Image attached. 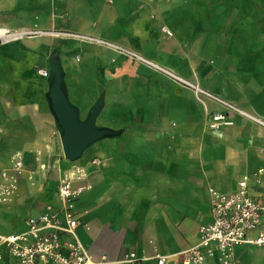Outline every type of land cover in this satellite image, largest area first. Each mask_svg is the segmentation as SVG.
Returning <instances> with one entry per match:
<instances>
[{
	"label": "crops",
	"instance_id": "crops-1",
	"mask_svg": "<svg viewBox=\"0 0 264 264\" xmlns=\"http://www.w3.org/2000/svg\"><path fill=\"white\" fill-rule=\"evenodd\" d=\"M0 28L69 33L0 41V167L16 156L24 164L0 216L25 201L22 226L0 235L23 231L55 202L58 179L74 166L90 186L74 204L75 232L101 264H128L127 252L140 264H158L156 255L181 264L178 253L211 221L210 191L231 193L244 177L264 205V124L232 113L231 124L210 130L220 104L123 54L264 123V0H0ZM51 64L80 119L98 105L96 125L111 131L74 162L51 112ZM233 255L234 264H264V246L240 244ZM206 264H221L217 251Z\"/></svg>",
	"mask_w": 264,
	"mask_h": 264
},
{
	"label": "built area",
	"instance_id": "built-area-1",
	"mask_svg": "<svg viewBox=\"0 0 264 264\" xmlns=\"http://www.w3.org/2000/svg\"><path fill=\"white\" fill-rule=\"evenodd\" d=\"M1 30V28H0ZM166 32V29L163 28ZM65 35L60 31H40L36 29L0 32V41L29 37L34 35ZM170 35V33H168ZM129 58L144 62L155 70L168 76L176 83L192 89L223 107V111L212 113L207 121L210 130H218L223 125L231 124L229 117L238 113L249 119L264 124L232 103L225 101L175 74L173 71L145 60L132 51H123ZM42 76H48L46 70H39ZM11 168L0 167V206L11 201L18 189L19 177L24 171V164L19 156L12 158ZM44 168V165H40ZM260 169L258 173H261ZM32 175L28 179L32 181ZM86 174L82 167L74 166L57 182L55 202L46 203L42 213L26 219V228L18 233L0 235V264H101L95 260L83 246L76 235L77 219L75 201L90 186L82 184ZM210 216L211 221L198 228L199 240L190 248L178 253L181 264H206L208 259L218 252L221 264H234L233 248L248 243L264 246V205L255 200L248 187L246 177L241 179L238 187L231 193H219L211 190ZM255 232L254 237L248 234ZM66 236L67 239L62 237ZM2 247L6 250L9 260L5 261ZM157 263L164 264L163 256L156 255ZM128 264H140L141 259L135 252L124 254Z\"/></svg>",
	"mask_w": 264,
	"mask_h": 264
},
{
	"label": "water",
	"instance_id": "water-1",
	"mask_svg": "<svg viewBox=\"0 0 264 264\" xmlns=\"http://www.w3.org/2000/svg\"><path fill=\"white\" fill-rule=\"evenodd\" d=\"M49 81L48 98L51 112L61 131L63 155L68 161L74 162L89 145L111 135V131L97 127L98 105L90 110L86 119H80L78 109L69 101L65 92L62 72L56 64L50 66Z\"/></svg>",
	"mask_w": 264,
	"mask_h": 264
},
{
	"label": "rangeland",
	"instance_id": "rangeland-1",
	"mask_svg": "<svg viewBox=\"0 0 264 264\" xmlns=\"http://www.w3.org/2000/svg\"><path fill=\"white\" fill-rule=\"evenodd\" d=\"M7 217L3 219L0 216V232L7 231L11 228H19L24 223L25 219V201L21 202L18 210L7 212Z\"/></svg>",
	"mask_w": 264,
	"mask_h": 264
},
{
	"label": "bare ground",
	"instance_id": "bare-ground-1",
	"mask_svg": "<svg viewBox=\"0 0 264 264\" xmlns=\"http://www.w3.org/2000/svg\"><path fill=\"white\" fill-rule=\"evenodd\" d=\"M3 31H4V29L1 28L0 32H3Z\"/></svg>",
	"mask_w": 264,
	"mask_h": 264
},
{
	"label": "trees",
	"instance_id": "trees-1",
	"mask_svg": "<svg viewBox=\"0 0 264 264\" xmlns=\"http://www.w3.org/2000/svg\"><path fill=\"white\" fill-rule=\"evenodd\" d=\"M53 59V57H51V60Z\"/></svg>",
	"mask_w": 264,
	"mask_h": 264
}]
</instances>
